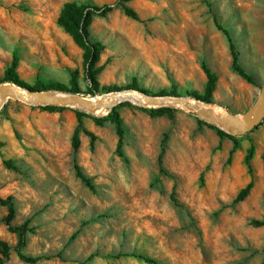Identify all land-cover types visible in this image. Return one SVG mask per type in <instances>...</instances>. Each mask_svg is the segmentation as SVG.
Masks as SVG:
<instances>
[{"label": "rangeland", "instance_id": "obj_1", "mask_svg": "<svg viewBox=\"0 0 264 264\" xmlns=\"http://www.w3.org/2000/svg\"><path fill=\"white\" fill-rule=\"evenodd\" d=\"M129 5L136 18L122 0H0V86L16 55L19 78L51 95L133 89L239 116L253 106L264 85V0ZM214 15L256 84L233 68ZM204 64L217 76L211 92ZM3 103L0 195L13 197L11 224L27 225L22 251L44 257L18 255L21 234L0 203L2 264H264V120L233 134L219 109L191 104Z\"/></svg>", "mask_w": 264, "mask_h": 264}, {"label": "water", "instance_id": "obj_2", "mask_svg": "<svg viewBox=\"0 0 264 264\" xmlns=\"http://www.w3.org/2000/svg\"><path fill=\"white\" fill-rule=\"evenodd\" d=\"M110 98L103 97L97 100H85L84 97L78 94H70L65 96H55L46 92V90L32 89L24 87L12 82H5L0 89V101L8 99L10 97H17L27 99L39 104H53V105H69L79 104L87 108L98 104H108L110 99H113L119 94H139L147 98V101L152 104H165V103H180L191 104L199 107H206L209 109H219L224 120L223 123L229 126V129L233 134H243L249 132L257 127L264 120V85L252 107H250L243 115L242 118L239 115H235L229 112L227 107L223 105H212L206 101L193 98L191 96H171V95H149L138 90H119L111 91ZM108 94V93H107ZM19 98V97H18ZM32 98H34L32 100ZM202 116V113H199ZM255 116V117H254Z\"/></svg>", "mask_w": 264, "mask_h": 264}, {"label": "trees", "instance_id": "obj_3", "mask_svg": "<svg viewBox=\"0 0 264 264\" xmlns=\"http://www.w3.org/2000/svg\"><path fill=\"white\" fill-rule=\"evenodd\" d=\"M131 0H122V6L125 10V12L136 18L137 17V14L136 12L132 9V7L129 5V2ZM214 19H215V22L217 24V27L222 30L228 40H229V45H230V50H231V53H232V56H233V68L239 72V74L245 78L248 82L250 83H253V84H256V81H255V78L254 76L249 73L247 71V69L240 63L239 61V51H238V48H237V45L234 41V38L231 34V31L226 28L224 25H222L218 18L214 15ZM96 46V45H94ZM17 67H18V57L15 55L13 57V60H12V63L11 65L6 69V72H5V77H4V80L6 82H12V83H16L18 85H21V86H24V87H29V88H32L30 87L29 85L25 84L20 78H19V75H18V72H17ZM203 68L205 69L208 77H209V91H213L215 89V82L217 80V76L215 73H213L209 67L207 66V64H204L203 65ZM33 89V88H32ZM163 95V94H161ZM197 97V96H196ZM112 117L114 119V122L116 124V129H117V133L120 137H122L123 135V132H124V124H123V120L122 118L120 117L119 114L115 113V114H112ZM262 124V122L260 123ZM79 147V139L77 138V136L75 137V140H74V148L75 150H77ZM75 169L77 171V174L82 178V180L88 184L89 186H92V183H91V180L90 178L82 171L81 167L79 166V164L77 162H75ZM174 200L177 202V200L175 199L174 195H172ZM0 203H3V204H7L8 205V208H9V215L6 219L7 223L9 224L10 228L12 230H17L20 232L21 234V239H20V242H19V245L16 246V251L18 252V255L25 261L27 262H36L38 260H40L41 258H43L44 256H41V255H38V256H31V255H27L25 254L23 251H22V248L25 246L26 244V239H25V234L27 232V225L26 224H22V225H12L11 224V220L14 216V213H15V206H14V202H13V197L12 196H9L7 197L6 199L3 198L1 195H0ZM10 250H11V247H7L3 252H4V256L7 257L10 253ZM141 256V255H139ZM143 258L149 262V263H152V264H161L157 259L155 258H152V257H149V256H143ZM4 259L3 257H0V264H2L4 262Z\"/></svg>", "mask_w": 264, "mask_h": 264}, {"label": "bare ground", "instance_id": "obj_4", "mask_svg": "<svg viewBox=\"0 0 264 264\" xmlns=\"http://www.w3.org/2000/svg\"><path fill=\"white\" fill-rule=\"evenodd\" d=\"M2 86H0V89H1ZM57 94V93H56ZM55 95V94H54ZM67 94H57L55 96H65ZM20 98V96H17ZM103 97H107V98H110L111 97V94L108 93V94H104L102 96H95V97H90V98H84L85 100H97V99H101ZM26 99V98H25ZM34 98H32L33 100ZM125 100H131L133 102H136V103H139V104H143L147 101V98L146 97H143L142 95H139V94H132V93H127V94H119V95H116L113 99H110L109 100V103L108 104H98V105H95V106H92L91 109H97V111H102L103 109H105L106 107H109V106H112L114 104H117L119 102H122V101H125ZM6 99L0 101V105L4 102L5 103ZM148 102V101H147ZM3 103V104H4ZM242 118V115L240 116ZM255 117V116H254Z\"/></svg>", "mask_w": 264, "mask_h": 264}]
</instances>
